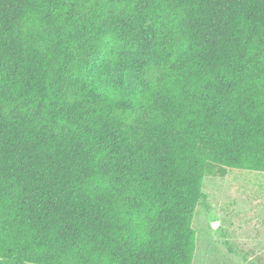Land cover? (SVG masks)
<instances>
[{"label":"trees","instance_id":"trees-1","mask_svg":"<svg viewBox=\"0 0 264 264\" xmlns=\"http://www.w3.org/2000/svg\"><path fill=\"white\" fill-rule=\"evenodd\" d=\"M217 166L264 173V0H0V264H193Z\"/></svg>","mask_w":264,"mask_h":264},{"label":"rangeland","instance_id":"rangeland-1","mask_svg":"<svg viewBox=\"0 0 264 264\" xmlns=\"http://www.w3.org/2000/svg\"><path fill=\"white\" fill-rule=\"evenodd\" d=\"M154 46L147 36L138 60H145ZM114 73L128 94L141 87L133 69ZM203 192L206 199L193 220V264H264V173L217 166L205 178Z\"/></svg>","mask_w":264,"mask_h":264}]
</instances>
